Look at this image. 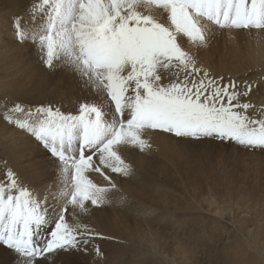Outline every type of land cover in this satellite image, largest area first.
Segmentation results:
<instances>
[{
	"label": "snow or ice",
	"instance_id": "6c2138e0",
	"mask_svg": "<svg viewBox=\"0 0 264 264\" xmlns=\"http://www.w3.org/2000/svg\"><path fill=\"white\" fill-rule=\"evenodd\" d=\"M29 14L31 27L14 18L17 41L31 42L46 69L86 78L102 102H80L76 114L40 104L28 109L31 120L14 117L25 111L20 103L0 113L58 162L63 182L49 211L47 201L5 164L0 246L14 251L19 264H65L62 253H86L103 238L79 217L89 213V203L108 202L117 189L110 173L134 174L121 150L148 151L149 132L264 150V112L260 119L250 116L254 105L242 100L251 85L213 78L178 43L182 34L206 47L214 29L264 30V0H39ZM89 173L106 184L94 183ZM94 251L103 255L98 246Z\"/></svg>",
	"mask_w": 264,
	"mask_h": 264
},
{
	"label": "rangeland",
	"instance_id": "374dc122",
	"mask_svg": "<svg viewBox=\"0 0 264 264\" xmlns=\"http://www.w3.org/2000/svg\"><path fill=\"white\" fill-rule=\"evenodd\" d=\"M6 2L0 0V9L9 5ZM38 2L12 3L14 12L0 21L1 32L14 35L17 16L24 26H33L29 12ZM151 11L158 15L157 10ZM159 18L163 21L166 16ZM9 43L12 51L8 59L0 60V113L20 103L25 111L14 113V117L27 115L28 109L34 110L40 104L76 114L80 102H102L86 84V78L59 67L46 69L31 42L21 43L13 36ZM178 43L213 78L251 85L248 97L242 100L254 105L248 111L250 116L262 118L264 30L214 29L206 47L181 36ZM26 44L30 45L25 48ZM248 53L254 59H245ZM219 67L227 68L226 72L219 74ZM5 79L8 93L3 89ZM10 130L15 129L0 120V162L23 177L31 189L36 172L16 167L14 162H38V171L62 185L57 166L47 163L53 161L48 160L44 150L26 147L19 152L15 146L10 147ZM149 133L165 142V154L160 156L152 150L145 155L146 162L141 166L148 182L145 189L136 184L138 172L126 184L139 203L148 201L160 206V221L157 213L146 218L141 209L132 211L133 215L127 214L129 210L124 207L116 237H103L102 256L96 255L93 241L86 253H62L59 259L65 264H264V150L211 138L193 141L160 131ZM5 164L0 166V181L4 180ZM0 264H19V260L0 246Z\"/></svg>",
	"mask_w": 264,
	"mask_h": 264
},
{
	"label": "bare ground",
	"instance_id": "6f19581e",
	"mask_svg": "<svg viewBox=\"0 0 264 264\" xmlns=\"http://www.w3.org/2000/svg\"><path fill=\"white\" fill-rule=\"evenodd\" d=\"M16 1L17 0H7L6 3H8L9 5H6L4 6V8L0 9V21L4 18L6 14H9V12L11 13L14 12L13 11L14 9L11 10L13 6L11 4ZM15 11H17V9H15ZM11 33L7 34L5 32H1V29H0V60L3 62L8 59L7 58L9 56L8 54L12 51V46L10 45L9 40L14 35H12ZM180 36L184 37L182 34ZM184 38L188 39L187 37H184ZM29 45L30 44H26L24 46L26 48ZM245 59L252 60L254 59V57L251 53L249 54L248 57L246 55ZM226 69L227 68L219 67L217 72L219 74H222L226 72L225 71ZM6 87H7V84H6V79H5V84L3 86V89L7 92ZM1 89L2 87L0 86V90ZM15 118L22 119V120L32 119L28 115L19 116ZM8 136H9L8 142H9L10 147L12 148V146H15L14 149H16L19 152H21V150L25 149L26 147H32L34 149L43 150L42 148L37 146L33 138L19 131L18 129L10 130L8 132ZM145 138L148 139L150 144L152 145V147L148 151L140 152L139 150H135L134 148H130V147H126L121 150L122 158L127 163L132 165L134 169V174L135 172L139 173L138 178L136 179V184L141 189H145L146 186L148 185L147 179L142 175V171H141V166L144 164V162H146L145 155L147 153L150 154L151 151L154 150L157 152L158 155L164 156L165 151H166L164 141L155 138L150 133H147ZM47 158L48 160L53 161V162H47V163L57 166V172H59L58 162L54 158H52L50 155ZM14 163H16V167L19 166L31 173L36 172L34 174V183H33L32 190L36 194H38L41 199H45L47 201V206L49 207V211H51L53 207H56L58 203L56 196L61 192L63 188V184L60 185L59 182L54 184L52 181H50L48 177H46L40 171H38L39 169L38 162H14ZM4 164L5 162H0V166H3ZM88 175H89V178L92 179L94 183H97L98 185H101V186L106 184V181H104L103 177L100 176L98 173H89ZM110 175H111L112 180L117 185V189L111 191L108 194L107 203L100 205V206H91L89 203L90 211L87 215H83L79 217L80 223L87 224L90 229H92L96 233H99L102 237H108V236L116 237L115 230L117 229L118 223L120 222V216H122L120 211H122V208L124 207L128 208L129 210V211H126L127 214L128 213L133 214L132 211L141 209L143 213L146 214L144 215L146 218H150L152 214L157 213L158 222L160 221L161 212H160L159 205L152 206L148 201H143L139 203L138 201L134 199L133 190L130 187H128L126 184V181H128L130 177H123V176H120L114 173H110ZM121 196L125 197V199L121 200L120 199ZM70 213H71V210H69V214L66 215V219L71 224V223H74V219ZM51 227H54V224L49 226V230ZM94 241L96 243L95 246H98L102 252L104 248L103 238L101 239L98 237L94 239ZM3 248L5 249L6 253L12 254L16 258V260H19L17 254L14 251L4 246Z\"/></svg>",
	"mask_w": 264,
	"mask_h": 264
}]
</instances>
